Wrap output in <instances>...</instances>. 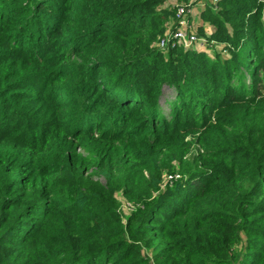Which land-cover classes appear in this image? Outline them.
Returning a JSON list of instances; mask_svg holds the SVG:
<instances>
[{
    "label": "trees",
    "instance_id": "16d2710c",
    "mask_svg": "<svg viewBox=\"0 0 264 264\" xmlns=\"http://www.w3.org/2000/svg\"><path fill=\"white\" fill-rule=\"evenodd\" d=\"M173 1L0 0V264H264V0H206L224 62Z\"/></svg>",
    "mask_w": 264,
    "mask_h": 264
},
{
    "label": "rangeland",
    "instance_id": "374dc122",
    "mask_svg": "<svg viewBox=\"0 0 264 264\" xmlns=\"http://www.w3.org/2000/svg\"><path fill=\"white\" fill-rule=\"evenodd\" d=\"M206 1V0H205ZM210 1V0H209ZM202 2V0H190L187 3H182L181 1L175 0L172 2V4L174 5V8H179V7H189L190 9V17H191V8L194 7L195 5H198ZM211 4V1H210ZM206 9V8H205ZM203 13V12H202ZM202 13L200 15V19H202ZM175 14V13H174ZM190 22V28H193V26L195 25V22H192L191 20H189ZM197 27V26H196ZM195 28V27H194ZM196 33L198 35V37L202 40L199 46L197 47H193V49H191L192 51H197L199 53H204V55L207 56L208 59H214L219 61V62H224L227 59H229V57H231L235 52L240 53V51L242 50L243 47V43L241 42L236 43L235 45H233L232 47H228L225 46L223 44L225 43H221L219 40L215 39L214 36L217 33V27L215 26H211L210 22H208L207 20H202L201 25L198 28H195ZM231 38L230 40L234 39L232 33L230 32ZM228 45V44H226ZM160 45H157V48H159ZM160 49V48H159ZM179 50L181 52V50H184V48L182 46H177L176 49H172V50ZM234 50V51H233ZM165 55H168V50L164 52ZM200 70V68H196L194 69V75H198V77L203 76L204 71H198ZM192 72V73H193ZM253 70L249 72V68H244L241 71V75L245 77L246 76H250V74H252ZM252 77V75H251ZM260 77V82L264 83V70L261 71V73L259 74ZM260 91H263L264 88L263 86H260ZM175 97V92L171 87H165L163 90V97H162V101H161V107L162 109L165 111H168L169 106L168 103H165L166 100H172ZM193 148V147H192ZM167 173L163 174V180L159 182L158 186L154 189L151 190V195H153L154 197H157L158 195H160V193L167 191L168 189H170L172 186L171 183V176H169ZM166 176V178H165ZM118 197V201L120 203V212L122 215V220L125 222L126 219L131 215V213L137 209L138 205L134 204L133 202L128 201L122 193H119L117 195ZM153 198H150V200H153ZM146 252L148 253V250H146Z\"/></svg>",
    "mask_w": 264,
    "mask_h": 264
},
{
    "label": "built area",
    "instance_id": "2783aa9c",
    "mask_svg": "<svg viewBox=\"0 0 264 264\" xmlns=\"http://www.w3.org/2000/svg\"><path fill=\"white\" fill-rule=\"evenodd\" d=\"M211 4L216 5L217 0L211 1ZM190 14L189 7H179L173 20L172 30L168 35L160 41L159 51L165 52L167 50L176 49L177 46H182L184 50L188 51L193 47L199 46L201 39L198 37L195 28H190L188 15Z\"/></svg>",
    "mask_w": 264,
    "mask_h": 264
},
{
    "label": "crops",
    "instance_id": "0c3cea01",
    "mask_svg": "<svg viewBox=\"0 0 264 264\" xmlns=\"http://www.w3.org/2000/svg\"><path fill=\"white\" fill-rule=\"evenodd\" d=\"M207 5H209V2L202 0L200 4L195 5L194 7L191 8V17L189 14L188 21L191 20L192 22H195V25L193 27L198 28L201 25L202 19H200V15L205 10Z\"/></svg>",
    "mask_w": 264,
    "mask_h": 264
}]
</instances>
